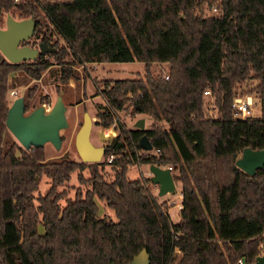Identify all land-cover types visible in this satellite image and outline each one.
<instances>
[{
	"label": "trees",
	"instance_id": "16d2710c",
	"mask_svg": "<svg viewBox=\"0 0 264 264\" xmlns=\"http://www.w3.org/2000/svg\"><path fill=\"white\" fill-rule=\"evenodd\" d=\"M211 1L218 12L205 16V0H0V24L6 16L34 21L21 45L54 49L19 63L0 54V264H130L141 250L145 264L254 262L263 242L264 165L248 176L234 161L244 148H264V0ZM121 62L142 63V75L104 82L98 91L106 109L94 124L116 132L101 162L45 163L42 148L24 151L7 132L12 74L38 79L56 65V82L66 83L78 78L74 66L84 74L89 63ZM158 63L166 69L155 71ZM247 79L255 81L245 93L258 96L260 116L232 119L230 104ZM206 88L214 91L216 119L203 107ZM128 106L151 119L147 129L117 120L115 112ZM141 135L152 152L138 147ZM132 164L171 166L180 195L176 222L149 178H127ZM73 172L86 188L65 198L56 189ZM41 176L48 188L33 196ZM95 198L113 221L98 216Z\"/></svg>",
	"mask_w": 264,
	"mask_h": 264
},
{
	"label": "rangeland",
	"instance_id": "374dc122",
	"mask_svg": "<svg viewBox=\"0 0 264 264\" xmlns=\"http://www.w3.org/2000/svg\"><path fill=\"white\" fill-rule=\"evenodd\" d=\"M214 6V2L211 0H205L203 6V14L205 16L211 15L209 6ZM218 12L216 10L215 14ZM4 28V19L0 24V29ZM142 63L139 62H121V63H89L84 66L85 72H81L80 66H74L78 74L76 81H68L66 83H57L56 65H51L49 71L45 70L40 74L38 79H32L25 76L22 71L12 74L10 78L7 79V84H11L12 88L7 90L5 95L7 107L11 102L17 98H23V103L25 107V113L30 112L32 109L42 106L46 108L47 105L52 106L56 96H60L65 107L64 116L67 123V127L59 131V136L61 138V144L58 149H54L49 143H45L42 147V160L45 163L51 161H58L61 159H69L75 162H79V158L75 152L73 138L82 122L83 113H87L91 120V127L89 132V142L94 147H102L104 142L110 137L115 135V130L113 125L109 126V132L103 134V129L96 126L94 123L97 122V113H102L106 109V104L104 99L98 94L99 89L103 86L104 82H111L114 80L132 78L135 75H142ZM152 68L155 71H164L166 69L165 63H158L153 65ZM255 84L252 79H247L243 83L237 86L236 93L240 95L246 94L245 92L250 90ZM31 90V96L28 97L26 90ZM211 92H214L211 90ZM252 97L254 94L251 95ZM256 104L253 107V116H258L259 114V100L256 98ZM50 109V108H49ZM111 113V111H110ZM115 117L117 120L123 124L126 129H136L134 123L138 119L143 120V130L147 129L151 124V119L143 114H134L130 106L124 108L121 111L115 112ZM105 128V129H108ZM104 129V130H105ZM111 129V130H110ZM112 132L114 134H112ZM13 139V138H12ZM14 140V139H13ZM15 141V140H14ZM16 142V141H15ZM152 152V150H149ZM102 157L100 158V162ZM148 166L134 164L130 165L127 169L126 176L129 180L135 179L141 174L144 177L150 178L148 175ZM175 172L172 171L171 175ZM102 175L105 179H110L112 176L111 170L108 166H104L102 169ZM81 176L86 178L88 176L87 170L81 172ZM49 180L45 176H41L38 181L36 190L32 193L33 196L36 194H43L48 188ZM175 194H166L163 196H157L156 187L152 188V194L156 197L158 202H164L167 206V213L170 217H174L177 212L178 203L177 196L179 194V187L176 182H174ZM80 188L84 191L86 184H79L76 180V172H73L69 176V180L62 186L57 187V191L65 190V198L72 199L74 189ZM97 205L98 216H107L112 221L114 216L112 211L106 208L102 202L94 199ZM60 205L64 204L63 199L58 201ZM263 242L259 245L261 248L259 250V255L264 252V232L262 235ZM146 260V255L143 250H141L132 260L130 264H144Z\"/></svg>",
	"mask_w": 264,
	"mask_h": 264
},
{
	"label": "water",
	"instance_id": "95a60500",
	"mask_svg": "<svg viewBox=\"0 0 264 264\" xmlns=\"http://www.w3.org/2000/svg\"><path fill=\"white\" fill-rule=\"evenodd\" d=\"M33 30L32 19L14 20L6 16L4 28L0 29V54L6 61L19 63L33 60L37 53L54 51L42 42L37 43L35 48L21 45L22 42L29 40ZM64 111L65 107L60 96H56L48 112L39 106L28 113H25L23 98L17 97L7 107L4 126L24 151L42 148L45 143L58 149L61 144L59 131L67 127ZM90 127L91 120L87 113H83L81 125L73 138L74 149L81 163H99L103 154V147H94L89 142ZM134 127L136 130L143 131V120L138 119ZM137 145L143 151L151 150L145 135L140 136ZM234 165L246 175L252 176L255 170L264 165V148L255 151L248 148L242 149ZM147 169L150 174L149 181L157 189V196L175 194L174 182L167 169L155 165H149ZM252 264H264V252L257 255Z\"/></svg>",
	"mask_w": 264,
	"mask_h": 264
},
{
	"label": "built area",
	"instance_id": "2783aa9c",
	"mask_svg": "<svg viewBox=\"0 0 264 264\" xmlns=\"http://www.w3.org/2000/svg\"><path fill=\"white\" fill-rule=\"evenodd\" d=\"M209 10L211 11V14H215L216 7H214L213 5L209 6ZM166 78L167 77L165 76L164 79H166ZM251 95H249V94L240 95V94L236 93V95L234 96V98L232 99V102L230 104L231 118L232 119L245 120V119L258 118L260 116V100H259L258 96L254 95V96H256L254 98ZM256 98L259 100V104H257V106L259 107V114H258V116H253V107L256 104V101H255ZM202 101H203V107L207 113V116L209 118L216 119L218 117L216 100H215V96H214L213 92H211L210 89L206 88L203 90ZM49 108H50V106L47 105L46 108H44V111L48 112ZM102 132L105 135V133L109 132V128L105 129V130L103 129ZM112 134H114V133H112ZM110 160H111V157H109L107 159V162H109ZM155 166L162 168V169H167L170 173H172V171H173L171 166H168V165H155ZM148 175H149V173H148ZM145 178H147V177H145ZM260 248H261V246H259V249Z\"/></svg>",
	"mask_w": 264,
	"mask_h": 264
},
{
	"label": "crops",
	"instance_id": "0c3cea01",
	"mask_svg": "<svg viewBox=\"0 0 264 264\" xmlns=\"http://www.w3.org/2000/svg\"><path fill=\"white\" fill-rule=\"evenodd\" d=\"M111 130V129H110ZM113 133V132H112ZM177 203H178V208H177V212L175 213L174 217H170L172 222H176L178 220V211L180 210V195L178 194L177 196Z\"/></svg>",
	"mask_w": 264,
	"mask_h": 264
}]
</instances>
